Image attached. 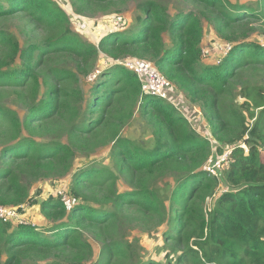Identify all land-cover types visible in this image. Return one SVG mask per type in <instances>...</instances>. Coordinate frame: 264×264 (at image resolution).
<instances>
[{"label": "trees", "instance_id": "trees-1", "mask_svg": "<svg viewBox=\"0 0 264 264\" xmlns=\"http://www.w3.org/2000/svg\"><path fill=\"white\" fill-rule=\"evenodd\" d=\"M192 1L202 10L173 13L161 1H141L140 14L130 30L113 33L95 45L72 33L69 17L54 0H0V17L24 13L53 31L43 42L27 45L0 31V85L29 87L30 98L29 116L0 108L1 119L9 122L12 132V140L0 150V162L4 165L0 167V205L23 212L26 202L31 201L27 186L21 182L23 177L55 179L71 174L76 148L106 123L108 109L115 100L139 104L155 130L152 144L145 147L129 138H120L119 131L113 129L111 160L115 170L131 177L132 190L128 193L118 194L117 173L88 166L72 176L69 195L75 202L71 208L62 196L42 201L41 211L51 223L52 237L39 233L32 224L0 219V248L7 254L0 264H24L29 257L31 264H62L49 259L50 255L74 249L91 250L83 229L117 224L124 204L162 215L170 212L179 222L177 228L182 226L177 233L171 229L166 233L167 241L186 243L177 252L174 263L170 254L166 255L167 264H264V161L260 150L264 149V96L252 97L255 108L249 116L254 123L245 126L242 137L230 145L231 153L224 163L227 168L221 171L227 190L214 199L207 215L206 199L219 184V177L201 169L203 161L212 156L210 145L172 105L146 94L139 77L123 66L115 65L100 76L92 87L90 101L80 86L73 85L78 81L74 70L53 67L44 74L41 71L48 57L56 53L78 60L96 59L101 53L114 59L119 58V53L148 58L192 99L199 94L204 114L213 123L218 114V99L225 93L228 80L249 61L264 64V46L238 41L219 65H201L204 21L212 24L219 36L230 39L232 32L228 30L234 24L247 18L256 20L262 13L264 16V0L260 3L262 10L253 6L246 10L230 0ZM61 114L68 115L70 120V141L52 145L35 141L36 126ZM230 114L234 118L236 113ZM248 132L258 141L248 138ZM213 133L220 134L215 125ZM242 143L250 145L248 152ZM224 152L219 149L218 155ZM168 178L172 179L165 183V191L170 193L164 195L160 183ZM107 187V199H101L97 192ZM106 202L112 203L110 209L104 207ZM186 227L189 229L185 230ZM128 248V244L123 246L117 241L107 247L110 254L123 253Z\"/></svg>", "mask_w": 264, "mask_h": 264}, {"label": "rangeland", "instance_id": "rangeland-1", "mask_svg": "<svg viewBox=\"0 0 264 264\" xmlns=\"http://www.w3.org/2000/svg\"><path fill=\"white\" fill-rule=\"evenodd\" d=\"M144 0H109L108 2H98L96 0H54L67 14L70 19L69 28L83 42L98 45L100 41L113 33H122L131 29L136 21V16L140 14L138 4ZM157 1V0H156ZM169 6L171 12L177 11H195L202 9L192 0H158ZM234 5H243L247 7H256L262 10L260 3L263 0H230ZM6 6V3L3 2ZM247 10V9H246ZM252 20L245 19L241 23L234 24L228 31L232 32L230 39L219 36L213 25L204 21V38L202 41L201 65L217 66L228 56L224 48L227 44H236L243 41L252 42L264 46V16ZM262 17V18H261ZM0 31H6L15 36L22 45L28 43L43 42L53 31L46 24L37 23L27 14L17 13L7 17H0ZM247 34V37H245ZM237 43H236V42ZM0 50V54H1ZM119 58L114 59L106 54H100L96 59H80L74 56L60 53L51 54L48 57L42 74L48 72L53 67H65L78 73V81L73 83L80 86L87 101L91 99L92 87L98 82L100 76L108 69L112 70L121 65L117 61L138 58L131 54L123 53ZM142 59V58H141ZM146 60H149L146 58ZM116 62V63H115ZM152 62V61H150ZM248 62V61H247ZM154 64V62H152ZM261 63V62H259ZM248 62L236 70L235 74L228 80L225 93L218 99L217 117L213 123L208 120L204 114V108L200 96L196 94L194 99L187 91L179 89L172 83L170 91V101H166L174 107L180 116L184 117L191 129L195 130L199 137L207 139L210 147L208 160L203 161L201 169L206 171L209 164L215 166L221 161L218 155L219 149L225 150L224 153L231 151L230 145L236 143L243 135L245 126H252L254 119L250 118L251 110H254L253 96H264V64ZM155 65V64H154ZM87 68V69H86ZM109 70V71H110ZM86 73V74H85ZM61 85L57 81L53 82ZM29 87L17 88L8 85H0V108H9L17 110L20 113L29 116L28 96ZM201 95V93H200ZM85 106V105H84ZM82 106V109L83 107ZM261 108L256 109L258 112ZM236 114L231 117L230 112ZM1 113V112H0ZM126 115L123 119L120 116ZM131 115L127 117V115ZM0 114V150L6 143L12 140L9 122L2 120ZM66 114L56 116L54 119L42 121L40 126H36L34 132L35 141L40 144L52 145L56 142L68 143L71 133V123ZM122 122L117 125L118 121ZM220 131L219 135H214L213 127ZM113 129L119 131L120 138H129L131 141L141 146L148 147L153 142L154 127L149 123L140 109V105H132L126 100L112 103L107 112V121L100 127L88 140H82V143L76 148L75 157L71 174L61 178H41L26 179L21 182L27 186L29 199L24 205L23 212H20L25 224H32L39 233L47 237L51 235V223L45 218L41 211L42 201L49 197H61L64 193L70 200L67 207L71 206L75 200L69 195L72 176L82 168L95 166L103 172L113 171L120 178L117 182L118 194H125L132 190L131 178L122 174L118 169H114L115 164L111 160V151L114 146L112 141ZM248 134V133H247ZM248 152L250 145H244ZM261 150V158L264 161V149ZM218 161V162H217ZM206 162V163H205ZM4 166L0 162V167ZM225 164L218 170L219 184L208 196L204 209L208 215L214 205V199L227 190L226 183L221 176V171L226 170ZM122 174V175H121ZM221 176V177H220ZM160 183V187L165 191L166 182ZM105 189V190H104ZM98 191L101 199H107V188ZM110 193V190H109ZM170 193L168 189L164 195ZM34 201H37L35 204ZM111 202L104 203L106 209L111 208ZM169 201L167 205H169ZM68 207V208H69ZM120 221L117 224H106L104 226L91 225L83 229L84 237L91 245V250H67L64 254L58 256L50 255L49 259L60 261L62 264H167V254H170L172 263L175 262L177 252L184 249L185 242L167 241L166 233L169 229L177 233L181 227L177 228L179 222L176 218L170 216V212L161 213L146 211L137 205H123L119 215ZM189 229L186 227L185 230ZM194 240V239H193ZM192 240V241H193ZM118 242L129 248L123 252H115L107 249L109 243ZM192 243V242H191ZM176 250V252L172 250ZM0 248V262L5 261L7 254ZM24 264H31V257L23 261Z\"/></svg>", "mask_w": 264, "mask_h": 264}, {"label": "built area", "instance_id": "built-area-1", "mask_svg": "<svg viewBox=\"0 0 264 264\" xmlns=\"http://www.w3.org/2000/svg\"><path fill=\"white\" fill-rule=\"evenodd\" d=\"M233 46L227 44L224 48L225 52L231 51ZM116 63V62H115ZM117 64L125 67L129 71L135 73L142 82V89L146 94L153 95L155 97L170 101V91L172 87V82L161 72H159L154 64L146 59H126L124 61H117ZM246 145V144H244ZM245 148L243 145H241ZM231 151L224 153L221 157V161L215 166V164H209L206 167V171L215 177H219L218 170L222 167L224 163L228 161V157ZM218 162V161H217ZM62 199L67 204L70 200L67 196L62 193ZM72 206V205H71ZM71 206L69 208H71ZM0 219L4 222L14 221L19 224H25L22 220L20 212L16 208L5 207L0 205Z\"/></svg>", "mask_w": 264, "mask_h": 264}, {"label": "water", "instance_id": "water-1", "mask_svg": "<svg viewBox=\"0 0 264 264\" xmlns=\"http://www.w3.org/2000/svg\"><path fill=\"white\" fill-rule=\"evenodd\" d=\"M247 137L250 138V139H253V140H257V141H258V139L254 138V137L251 135L250 132H248Z\"/></svg>", "mask_w": 264, "mask_h": 264}]
</instances>
